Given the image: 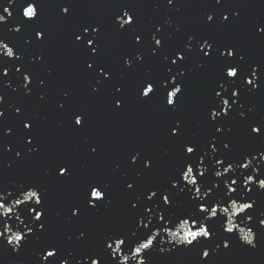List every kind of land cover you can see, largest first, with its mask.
I'll use <instances>...</instances> for the list:
<instances>
[{
    "label": "water",
    "instance_id": "1",
    "mask_svg": "<svg viewBox=\"0 0 264 264\" xmlns=\"http://www.w3.org/2000/svg\"><path fill=\"white\" fill-rule=\"evenodd\" d=\"M39 14L32 21L22 16L26 0H0V15L5 21L0 23V41L13 48L16 56L9 58L0 52V193L17 192L21 185H37L44 190L46 227L30 236L28 243L13 253L9 246L0 242V264H41L38 254L54 246L56 256L43 264H85V257L93 255L101 259V264H113L104 251V238L110 233H126L136 228L137 217L146 221L144 207H152L143 197L147 189L165 187L175 168L184 159L182 145L194 142L204 146L211 136L216 135L218 153L228 159L239 160L244 154L256 156L252 167L264 173V164L259 163L260 138L251 134L250 127L264 124V34H258L256 27L264 25V0H36ZM71 5L70 13L60 12L62 6ZM4 8L8 12L3 11ZM121 9L134 13L136 29L133 33L127 26L118 30L114 16ZM232 11L239 12L233 19ZM10 13V15H9ZM215 14L212 22L206 21L208 14ZM229 14V21L219 22L222 14ZM100 25L98 34L99 55L89 57L75 42L74 36L81 34L82 26ZM20 26L19 32L12 29ZM160 26L161 31L155 29ZM43 30L45 36L36 40L35 32ZM141 35L142 42L134 43V35ZM162 39L157 55H152L154 47L151 37ZM194 40L189 42L188 37ZM208 39L214 43L217 52L211 58L198 53L197 41ZM192 51L187 59L176 66L171 65L177 50L184 51L186 44ZM232 46L244 56L241 63L250 76L251 66L258 65L257 89L242 90L239 101L227 117L218 118L222 133H215L214 126L207 118L208 109L219 98L213 95L220 90L218 82H224L222 67L224 59L219 57V49ZM142 59L137 61L136 55ZM169 56V60L164 57ZM39 57V58H38ZM133 61L126 67L124 58ZM95 60L97 64H107L111 78L93 92L96 73L86 70L85 62ZM185 69L184 90L177 108L171 111L164 107L162 97L142 100L139 90L145 80L160 79L165 69L172 68L175 75L179 67ZM20 68V72L16 71ZM29 73L32 83L25 95L23 75ZM44 84L41 85L40 81ZM239 80L225 82L230 97L232 88H239ZM123 85L121 93L115 87ZM64 93H68L67 98ZM43 97V98H41ZM122 97L124 106L114 108V99ZM60 104L64 107L61 108ZM20 108L18 114L15 109ZM219 110V109H217ZM244 113L241 117L240 113ZM73 113H84L85 124L80 128L72 122ZM182 122L181 134L170 136L173 122ZM31 121V130L23 128V122ZM32 138L37 151L29 153L31 145L25 143ZM230 143V151L223 149V143ZM96 147L95 154L90 149ZM21 156L17 157L16 152ZM139 151L141 162L133 166L129 163L131 154ZM149 157L152 167L143 169L142 159ZM207 162V157H206ZM71 165V175L58 178L57 164ZM208 180H212V166L209 164ZM251 167L248 173L251 172ZM137 173H140L139 177ZM247 174V173H245ZM93 183H107L110 203L98 210L88 209L85 191ZM126 183H134L131 190ZM254 190L250 194L255 201L250 211L253 220L249 223L256 234L255 248L231 237L228 249L216 248L227 234L220 225L214 224V238L202 241L195 248L177 247L157 238L156 246L146 254L147 264H264V230L258 220L264 217V191ZM140 196L136 209L131 203ZM14 199L9 197V200ZM73 206L80 212L71 217ZM158 208V206H157ZM157 208L153 209V215ZM189 205L182 196H177L175 207L170 211L180 214ZM39 210V209H38ZM19 211V209H18ZM21 219H25L21 216ZM15 229L18 222L13 217L9 221ZM27 223V220H25ZM243 226V225H241ZM22 227V226H21ZM83 231L86 237L78 239ZM245 231L247 229L245 228ZM165 249L161 252L159 249ZM208 248L210 256L201 261L199 253ZM129 264H135L129 261Z\"/></svg>",
    "mask_w": 264,
    "mask_h": 264
},
{
    "label": "snow or ice",
    "instance_id": "2",
    "mask_svg": "<svg viewBox=\"0 0 264 264\" xmlns=\"http://www.w3.org/2000/svg\"><path fill=\"white\" fill-rule=\"evenodd\" d=\"M222 0H215L216 4H221ZM13 3V0H9ZM169 5L174 3V0H167ZM71 5L62 6L60 12L64 15L70 13ZM5 13L8 12L4 8ZM39 14V9L36 0H26V6L22 8V16L27 21H32ZM10 15V13H9ZM233 19L239 16V12L232 11L230 13ZM215 14H208L206 16L207 22H212ZM5 16L0 15V23L5 21ZM229 21V14L225 13L219 17L220 23ZM135 24L134 13H130L127 9H121L118 14L114 16V25L118 26V30H125L126 26L135 33L136 29L132 27ZM19 32L20 26L12 29ZM101 30L100 25L82 26L81 34L74 36L75 42L88 54L89 57H96L99 55V43L94 44V40H98V34ZM156 33L161 31L160 26L155 29ZM256 32L264 34V25L257 26ZM45 36L43 30L35 32L36 40H42ZM194 40L193 36L188 37V41ZM151 41L154 45L152 48V55H157L162 46V39L152 35ZM142 36L134 35V43L140 44ZM198 48L196 51L202 53L204 58H211L217 52L214 43L208 39L197 41ZM191 44H186L184 51L177 50L174 58L165 56L167 61L173 66L177 65L179 61L181 65L187 59V52L192 51ZM0 52L3 55L12 58L16 56L13 48L8 47L3 41H0ZM219 57L224 59L222 67V80L218 82L220 90H214L213 95L219 98L208 109L207 118L210 125L214 126L215 133H222L224 131L222 126L217 124L218 118L227 117L233 106L239 101L242 90L246 86H250L248 91L257 89V71L258 65H252L250 76L245 73L241 66L244 56L240 55L232 46H225L219 49ZM39 58V57H38ZM235 58L239 62H232ZM16 59H20L16 56ZM135 59L141 60L142 57L137 54ZM126 67H131L133 61L125 57L123 61ZM86 70H93L95 66L96 80L92 91H98V86L104 81L111 78V70L107 64H97L95 60L92 62H85ZM16 71L19 73L20 68ZM172 68L165 69V76L160 79L145 80L139 90V97L142 100H151L154 96L160 95L162 97L164 107L171 111L177 108L178 100L184 90L183 80H178L179 77L185 75V69L181 66L175 75H172ZM3 75H7V70H4ZM239 80V88H232L230 97L225 98L222 92L227 94L228 89L225 87V82H235ZM32 83L29 73L23 75V87L25 88V95L30 92L29 85ZM43 85L44 81L41 80ZM123 85L115 87V93H121ZM68 93H64L67 98ZM43 98V97H41ZM2 99V98H0ZM124 106L123 98L118 97L114 99V108L121 109ZM63 108L64 105L60 104ZM219 109V110H217ZM15 111L19 114L21 109L16 108ZM3 112H0V117ZM243 117L244 113H240ZM72 122L74 126L84 127L85 114L73 113ZM33 124L31 121L23 122L25 130H31ZM182 122L176 120L170 128V136L176 137L181 134ZM251 134L260 138L261 148H264V124L252 125L250 127ZM25 143L31 145L28 152L37 151V147L33 144L32 138H27ZM221 143L216 135L211 136L207 143V152L204 146L198 145L194 142H186L182 145L184 159L175 170L174 174L170 176L165 187L149 188L146 190L143 199L152 205L148 207L147 204L143 209L146 215V221L138 216L136 220V228L126 233H110L103 241L104 251L109 255L113 264H129V261H134L135 264H147L145 259L146 254L156 246L157 238L163 241L167 237V242L173 245V249L177 247L195 248L202 241H208L214 238L213 225L219 224L222 232L227 234L216 248L222 247L228 249L231 246V237L235 236L244 245L255 248L256 234L249 223L253 220L250 211L254 208L255 201L251 198V193L254 188L264 191V173L256 167H252V161L256 160L255 155L244 154L239 160L228 159L221 155L220 158L213 159L212 157L218 153L217 144ZM223 149L230 151V143L224 142ZM91 153L95 154L96 147L90 149ZM141 153L134 151L129 159V163L133 166L141 162ZM16 156L20 157L21 153L16 152ZM207 157V162H206ZM259 163L264 164V151L259 153ZM212 166L211 172L212 180H208L209 167ZM143 169L149 170L153 165L149 157L142 159ZM251 167V172L248 169ZM247 173V174H245ZM56 175L58 178H67L71 175V165L66 163L57 164ZM140 173H137L139 177ZM134 183H126L125 188L131 190ZM17 192H9L7 194L0 193V242L6 243L13 253H18L27 243L30 236L35 232L43 231L46 227V220L44 219L46 209L44 207V190L37 185H21ZM85 203L88 209L98 210L102 205L110 203L108 197L107 183H93L90 184L84 193ZM14 199L9 200V197ZM177 196H182L188 202V210L175 214L170 211L175 207ZM141 197H136V202L131 203V208L136 209ZM158 206V208H157ZM157 208L155 215L153 209ZM19 209V211H18ZM39 209V210H38ZM80 212L79 206H73L71 209V217H76ZM24 216L25 219H21ZM15 217L18 222L14 229L9 221ZM27 220V223H25ZM261 230H264V217L258 220ZM243 225V226H241ZM22 226V227H21ZM245 228L247 231H245ZM86 237V233L81 231L78 239ZM161 252L165 249L160 248ZM56 256V249L54 246L50 250L44 251L43 255L38 254V259L43 262L48 261L49 258ZM200 260L206 261L210 256L208 248H203L200 253ZM59 264H67V261L60 260ZM77 264H80L77 261ZM85 264H101V259L95 255L92 258L85 257Z\"/></svg>",
    "mask_w": 264,
    "mask_h": 264
}]
</instances>
